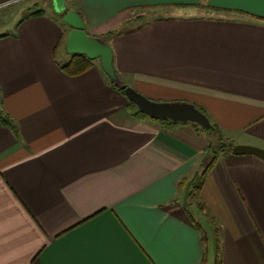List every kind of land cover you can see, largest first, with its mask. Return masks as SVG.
<instances>
[{
    "label": "crops",
    "instance_id": "1",
    "mask_svg": "<svg viewBox=\"0 0 264 264\" xmlns=\"http://www.w3.org/2000/svg\"><path fill=\"white\" fill-rule=\"evenodd\" d=\"M23 1L0 0V25ZM66 3L91 36L125 28L110 45L129 87L264 150V0ZM43 4L0 35V264H215L191 215L221 228L223 264H264V162L219 154L191 200L211 134L136 116L98 61L65 74L71 28Z\"/></svg>",
    "mask_w": 264,
    "mask_h": 264
},
{
    "label": "water",
    "instance_id": "2",
    "mask_svg": "<svg viewBox=\"0 0 264 264\" xmlns=\"http://www.w3.org/2000/svg\"><path fill=\"white\" fill-rule=\"evenodd\" d=\"M49 1L54 11L63 16L62 21L71 28L65 46L67 55H83L92 61L98 60L109 81L116 88L124 90L125 97L141 113L153 120H170L182 124L193 123L206 130L213 129L209 118L195 105L155 102L129 87L115 68V53L111 45L106 42L105 37L89 35L82 17L78 13L68 10L67 0ZM232 152L235 156H254L264 162V150L257 147L238 145L233 148Z\"/></svg>",
    "mask_w": 264,
    "mask_h": 264
},
{
    "label": "trees",
    "instance_id": "3",
    "mask_svg": "<svg viewBox=\"0 0 264 264\" xmlns=\"http://www.w3.org/2000/svg\"><path fill=\"white\" fill-rule=\"evenodd\" d=\"M80 16H82V14L80 12H78ZM43 11H36L35 13H33V15H42ZM59 17L62 19L63 16L59 15ZM126 27V26H125ZM125 32V28L121 29V30H117V31H113L111 33H109L107 35V37H105L106 42L110 45V40L112 38H115L121 34H123ZM64 40V39H63ZM64 41H61V43H63ZM95 61L90 60L88 57L83 56V55H73L70 56V60L68 63H66L65 65H63L61 67V69L63 70V72L69 76H78L81 75L85 72H87L89 69H91L94 66ZM112 84V83H111ZM113 85V84H112ZM113 87L120 91L123 95H125L124 90H120L118 88H116L114 85ZM129 108L130 111L135 114L136 116L142 117V118H149L147 115L141 113L139 111V109L129 101ZM199 110H201V112H203L205 114V112L199 108ZM158 121V120H157ZM1 122L4 126L10 128L16 135H19V130L17 128V126L15 125V123L9 119V118H2ZM159 122L163 123L164 125H176L179 123H174L170 120H159ZM193 124V123H191ZM195 126L203 129L202 127H200L197 124H194ZM213 129L211 130H206L203 129L206 132H209L213 137V140H211V144H210V151L214 154V159L212 160V162L206 167L204 168L200 173H197L196 177L193 179V181L190 183L191 184V191L189 193V198L191 200H199L204 182H205V176L207 175L208 171L213 167V165L215 164L217 157L219 156V154H232L234 145L232 142L229 141V139L225 138L224 135L221 133V131L218 129V127L213 124ZM198 210H200L201 212L204 209V205L202 203H198L197 205ZM192 221L195 224V227L200 231L201 235H202V241L205 244V246H208L207 249H209V247L211 248V250L213 251L214 254V263L215 264H223V247H222V230L221 228L216 224L215 219L211 217V219H209L211 221V228H207L205 227L204 224H201L198 220H196L192 215H191Z\"/></svg>",
    "mask_w": 264,
    "mask_h": 264
},
{
    "label": "rangeland",
    "instance_id": "4",
    "mask_svg": "<svg viewBox=\"0 0 264 264\" xmlns=\"http://www.w3.org/2000/svg\"><path fill=\"white\" fill-rule=\"evenodd\" d=\"M37 1H41V3H42V4H40L39 7H34V8L29 9V10L27 9L28 6L31 7V4H33V3L37 2ZM44 2H47V0H28V1H23V2L18 3L17 5L12 6L13 9H18L16 11V12H18L17 13L18 16H17V18L15 20L13 19L11 23H8V24H5V25H3V24L0 25V35L1 34H9V33H12L13 34V33H15V31H16L19 23H20V21L25 18L23 15L26 14L25 12L27 10L28 11H32V10H36V9H43V10L47 11V13H48L49 12L48 9H50L51 6L46 7L43 4ZM4 11L5 10H3L2 12H4ZM62 56H63L62 53H60L58 55V60L63 65V64L66 63L65 62V59H68V58H65V56H64V59H63V58H61ZM98 63H100V62L98 61ZM213 138H215V137H213ZM213 138L211 136V140H213ZM205 227H206V225H205Z\"/></svg>",
    "mask_w": 264,
    "mask_h": 264
}]
</instances>
